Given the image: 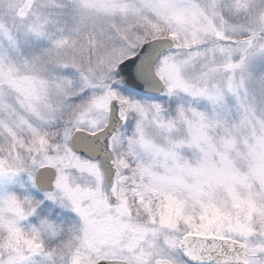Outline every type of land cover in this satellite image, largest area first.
Instances as JSON below:
<instances>
[{"label":"snow or ice","instance_id":"obj_1","mask_svg":"<svg viewBox=\"0 0 264 264\" xmlns=\"http://www.w3.org/2000/svg\"><path fill=\"white\" fill-rule=\"evenodd\" d=\"M0 264H264V0H0Z\"/></svg>","mask_w":264,"mask_h":264}]
</instances>
